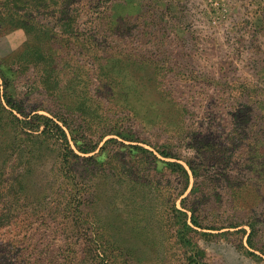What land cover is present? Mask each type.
<instances>
[{
	"label": "rangeland",
	"instance_id": "obj_1",
	"mask_svg": "<svg viewBox=\"0 0 264 264\" xmlns=\"http://www.w3.org/2000/svg\"><path fill=\"white\" fill-rule=\"evenodd\" d=\"M0 264H264V0H0Z\"/></svg>",
	"mask_w": 264,
	"mask_h": 264
},
{
	"label": "trees",
	"instance_id": "obj_2",
	"mask_svg": "<svg viewBox=\"0 0 264 264\" xmlns=\"http://www.w3.org/2000/svg\"><path fill=\"white\" fill-rule=\"evenodd\" d=\"M34 118L38 119L39 122L36 123L35 125H28L32 131H38L40 126L43 125V124H41L43 122L42 120H45V121L48 120L49 123H44V125H43L44 129H43L42 133L44 135L48 134L52 138H63V139H66L65 131L58 124L54 123L53 120H50V119H48L46 117H43V116H40V115H36ZM66 144H67V142H66ZM75 146H76V148H78L80 150V147H78L77 144H75ZM69 151L73 154L72 150H69ZM82 152L83 153H89V151H82ZM186 164L188 165L187 162H186ZM168 165L178 167L181 170V172L183 173V175H186V171H185V169H184V167L182 165H180L178 163H168ZM193 223H195L194 220H193ZM251 235H252V229H251V232L249 233L248 236L250 237Z\"/></svg>",
	"mask_w": 264,
	"mask_h": 264
}]
</instances>
